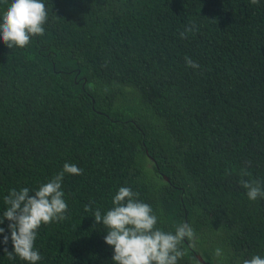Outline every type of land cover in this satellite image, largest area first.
<instances>
[{"label": "trees", "instance_id": "trees-1", "mask_svg": "<svg viewBox=\"0 0 264 264\" xmlns=\"http://www.w3.org/2000/svg\"><path fill=\"white\" fill-rule=\"evenodd\" d=\"M42 2V36L12 49L0 38V219L12 189L34 192L65 163L82 174H65L67 218L39 228L37 264H114L93 214L120 187L156 228L192 227L177 264L264 258V198L241 185L264 184V0ZM9 223L0 264H29L4 251Z\"/></svg>", "mask_w": 264, "mask_h": 264}, {"label": "clouds", "instance_id": "clouds-1", "mask_svg": "<svg viewBox=\"0 0 264 264\" xmlns=\"http://www.w3.org/2000/svg\"><path fill=\"white\" fill-rule=\"evenodd\" d=\"M251 4L258 5L259 0H250ZM47 22L46 6L42 0H12L0 22V38L9 49L26 47L34 36H42L45 32L43 25ZM195 25L190 24L181 38L187 32L195 31ZM191 68H199L191 58H185ZM81 175L82 170L74 164L65 163L63 170L42 184L38 190L31 192L27 187L12 189L5 197L8 208L0 219V224L7 219L11 230L13 252L4 251L11 257L13 253L29 264H37L41 260L40 253L34 248L37 233L42 225L52 222H61L67 218L68 205L64 199L62 181L65 174ZM242 176L249 175L247 170ZM243 188L247 189L250 201L264 198V184L261 181L241 180ZM129 187H120L112 199L113 207L101 215L99 209L94 214L95 224H103L107 229L104 237L106 244L114 248V264H177L178 259L184 256L181 242L187 238L195 241V232L188 223L176 227L175 232H165L156 228L158 217L152 207L137 200ZM91 211L90 205L85 206ZM5 229L0 227V233ZM9 236L5 235L3 243L8 244ZM217 257L222 250L217 248L214 253ZM243 264H264V258L254 255L245 259Z\"/></svg>", "mask_w": 264, "mask_h": 264}, {"label": "water", "instance_id": "water-1", "mask_svg": "<svg viewBox=\"0 0 264 264\" xmlns=\"http://www.w3.org/2000/svg\"><path fill=\"white\" fill-rule=\"evenodd\" d=\"M196 257L200 262L205 263L204 259L199 254H196Z\"/></svg>", "mask_w": 264, "mask_h": 264}]
</instances>
